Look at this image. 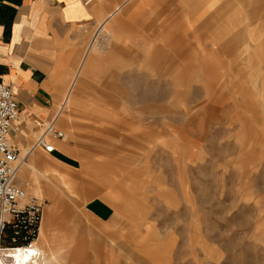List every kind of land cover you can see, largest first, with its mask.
I'll use <instances>...</instances> for the list:
<instances>
[{"label":"rangeland","instance_id":"rangeland-1","mask_svg":"<svg viewBox=\"0 0 264 264\" xmlns=\"http://www.w3.org/2000/svg\"><path fill=\"white\" fill-rule=\"evenodd\" d=\"M231 3L240 9L251 4L256 15L250 33L248 26L229 28L227 36L215 38L217 44L205 45L218 77L189 71L198 75L183 78L180 86L170 76L171 92L166 99L156 93L153 102L123 88L82 94L84 107L71 113L77 125L72 133L61 128L64 140L77 146L79 160L58 173L83 171L92 190L78 185L72 196L57 173L42 178L62 201L63 213L52 225L58 262L264 264V6ZM238 14L248 24L247 14ZM234 33L242 37H234L221 53L220 41ZM131 84L137 91L138 82ZM64 121L69 125L70 112ZM27 182L34 196L33 180ZM95 196L116 212L122 211L121 200L128 206L134 222L127 221L123 234L137 229L141 244L126 237L119 251L117 235L101 236V226L86 216V203ZM97 241L103 250L94 249ZM36 246L44 255L43 245Z\"/></svg>","mask_w":264,"mask_h":264},{"label":"crops","instance_id":"crops-1","mask_svg":"<svg viewBox=\"0 0 264 264\" xmlns=\"http://www.w3.org/2000/svg\"><path fill=\"white\" fill-rule=\"evenodd\" d=\"M231 1L95 0L85 6L81 0H0V83L14 89L19 103V118L12 125L9 142L25 163L15 183L29 197L44 204L37 244L44 247L46 264H62L54 255L58 242L52 225L63 210L60 195L48 182L43 184L42 178L48 180V175L54 178L58 174L62 188L72 196L77 194L78 185L92 190L83 171L58 173L63 166L74 168L79 160L77 146L64 140L61 128L68 126L72 133L77 125V117L71 113L84 107L82 94L116 93L123 88L126 92H138L141 100L153 102L156 93H165L166 99L171 92L167 80L170 76L177 77L180 86L185 82L183 78L198 75L189 71L202 70L204 78L218 77L205 45L217 44L215 38L227 36L229 28L248 26L250 33L256 15L251 4L250 9L245 5L240 9ZM251 2L264 6V0ZM238 13L247 14L244 16L248 24ZM239 34L220 41L219 51L222 53V48ZM158 76L165 77L164 85L151 80ZM131 81L138 82L137 91ZM79 97L81 100L73 107ZM66 112H70L69 125L64 121ZM49 123L64 135L44 137V142L54 147L52 152L38 143L43 126ZM28 179L33 180L29 191L34 196L28 193ZM102 197L87 201L86 216L101 226L102 237L117 235L121 251L120 243L127 237L122 229L128 226L127 221L134 222L131 210L121 200L122 211L116 212ZM43 198L51 204L46 205ZM128 230L126 239L141 244L142 233L137 229L130 231L131 227ZM103 245L97 241L93 246L99 251Z\"/></svg>","mask_w":264,"mask_h":264},{"label":"built area","instance_id":"built-area-1","mask_svg":"<svg viewBox=\"0 0 264 264\" xmlns=\"http://www.w3.org/2000/svg\"><path fill=\"white\" fill-rule=\"evenodd\" d=\"M90 6L95 0H81ZM19 118L17 94L11 86L0 83V251L19 250L37 242L43 220V202L28 196L15 183L23 162L20 152L10 145L12 125ZM39 144L48 152L54 147L44 142L51 135L63 138L53 123L43 126Z\"/></svg>","mask_w":264,"mask_h":264},{"label":"bare ground","instance_id":"bare-ground-1","mask_svg":"<svg viewBox=\"0 0 264 264\" xmlns=\"http://www.w3.org/2000/svg\"><path fill=\"white\" fill-rule=\"evenodd\" d=\"M24 164L23 160L20 169ZM36 245L37 242L19 250L0 251V264H44V255Z\"/></svg>","mask_w":264,"mask_h":264}]
</instances>
